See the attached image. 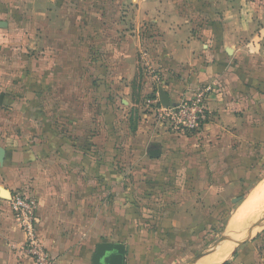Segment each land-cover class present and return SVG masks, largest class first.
I'll return each instance as SVG.
<instances>
[{
	"label": "crops",
	"instance_id": "1",
	"mask_svg": "<svg viewBox=\"0 0 264 264\" xmlns=\"http://www.w3.org/2000/svg\"><path fill=\"white\" fill-rule=\"evenodd\" d=\"M41 4L51 5L52 13H62L46 20L63 28L61 34L79 28V50L72 46L47 55L31 54L29 43L34 47L39 36L31 40L29 34L25 36L30 28L26 11L40 12ZM74 8L80 9L77 19L69 16ZM89 26L97 29L92 42L97 60L101 59L90 70L103 82L119 85L123 74H135L136 57L151 43L144 55L156 70L143 85V94L153 97L156 92L160 103L161 90L170 105L203 94L206 120L198 131H168L151 124L129 141V160L122 164L128 177L132 175L128 184L113 173V164L104 162L110 143L104 147L108 137L103 122H95L94 137L80 142L72 139L81 131L78 116L71 109L69 116L56 111L79 86L72 76L88 70L84 64L91 54ZM142 28L151 29V39L139 32ZM105 48L111 68L103 61ZM77 58L83 59L79 67L72 62ZM263 58L264 0H0V148L4 151L0 192L8 193L7 197L0 193V264H33L20 251L25 237L9 208L10 197L21 192L37 203V232L55 264H93L98 246L118 243L125 247V264H146L148 259L139 256L145 241L136 237L135 226L137 213L149 206L151 216L167 219L169 234L198 232L218 197L249 171H263L264 68L259 62ZM57 59L63 60V66H57ZM61 90L65 99L59 97ZM109 93L99 100L102 114L117 109L118 92ZM89 144L95 150L88 151ZM142 147L147 159L137 165ZM152 147L160 150L156 159L147 154ZM105 170H113L108 182L114 188L106 199L97 195ZM229 245L219 246L204 264L223 261L235 248L221 260L220 252ZM127 252L134 254L128 257Z\"/></svg>",
	"mask_w": 264,
	"mask_h": 264
},
{
	"label": "rangeland",
	"instance_id": "2",
	"mask_svg": "<svg viewBox=\"0 0 264 264\" xmlns=\"http://www.w3.org/2000/svg\"><path fill=\"white\" fill-rule=\"evenodd\" d=\"M53 10L54 9L51 5L47 6V4H41L40 12L36 11L33 13L31 9H28L26 11L29 14L28 21L30 28L26 32L25 36L29 34L28 39L30 40L32 39V36H39V41H35L36 45H34V47H32V44L29 43V46H31L30 51H33L32 53H29L39 56L43 54L47 55L63 51L64 49H71L72 46H75L72 50H79L80 43L78 37L76 36L78 34L79 28L71 27L73 32H70L69 35L65 36L64 34H61L63 28H55L54 26L48 24V22L46 21H50L51 14H54L55 16L59 15L62 17V13H59V11H55V13H52ZM80 15V9L78 8L72 9L71 13H69V16L73 19L79 18ZM34 22L35 25L32 26V23ZM43 24H47V26ZM95 29L96 27L90 26L87 28V30H89V41L87 42V46L91 50V54L87 60L88 64H86L85 62L84 66L88 70L86 71L85 75L75 74L72 76L73 83H77L79 84V86L73 87L74 90L72 93V97L70 98L71 100L66 99V105L56 108V111L58 110L57 112L67 114L69 116L68 110L71 109L72 115L75 117L78 116V125L81 131L74 133L75 130H72L70 133H74V135L73 138H70H75L74 140L76 141H79L78 139H82L80 142L87 141L91 137H94L98 131L96 129L95 122L98 121V125L101 124L99 123V120L103 122L104 136L108 137L104 138V147L107 146V143H110L108 145L109 151L104 150V152L107 154L104 157V162L105 164H109L110 166L111 164H113V167L115 168L114 171H103L101 174H103L104 176H100L103 179L98 182L101 183L102 186H98L97 195L103 196L104 199H106L112 194L114 190V188L111 187L110 183L108 182L112 171L113 173H119L121 183L124 182L128 184L130 181L129 177H132L131 174L128 177V173L126 171H123L122 167V164H127V160H129L126 156V149L127 146H129V141L131 142V140H134L138 136V134L144 133L146 128L151 124H159V120L157 119L156 115V109L158 106L156 100L158 96L156 92H153V97L152 94L145 95L142 92V88L146 83V80L151 79L156 70L151 68L150 58L149 56H146L148 53V47L151 46V43H147V47L145 45L147 49L144 50V48H141L140 55L136 57L137 70L135 74H132V76L123 74L120 77L122 79L119 85H110L106 83V81L103 82L99 74L90 70L91 66H96L98 61H101V59L97 60L96 58V45L95 42H92L96 41ZM124 30L128 29H122L121 32H124ZM91 31H94L93 35L90 33ZM121 32L119 31V33ZM139 32L144 36L146 35L147 39L152 38L151 35L153 34V32H151V29L149 28H142ZM70 40H72V42H69ZM106 45L107 44H105V46ZM104 50V55L106 56L108 51H106V48ZM145 52L146 55H144ZM46 61V58L40 60L41 66L42 64L46 63ZM103 61L109 66V68H111V62L108 59V55ZM54 62L55 60H53L52 62L50 61V68ZM72 62L79 67L81 64L80 62H83V59H73ZM259 62L261 63L260 67L264 68V58ZM56 63L57 66H63V60L57 59ZM110 75L115 77L116 73L112 72L111 70ZM155 81L158 83V78L155 79ZM156 82L152 83L156 86ZM75 88L78 91H75ZM127 88L129 89L127 90ZM112 89H116L118 92L116 103L117 109L113 114H102V111L99 108V100L102 94H110L109 92H111ZM59 97L65 99L63 90L60 91ZM122 100L125 101V104L121 103ZM68 101H71L72 108L70 107ZM44 112L47 114V106L44 107ZM97 117L100 118L97 120ZM143 117H145V119ZM165 127H167L166 129L168 131L178 129L179 131L186 132L184 128H177L174 125L171 127L169 125H166ZM67 133L69 132L67 131ZM111 134L113 137L109 136ZM132 134L133 136L131 137ZM81 146H83L84 149L86 148V146L84 145ZM90 147H92V150H95L94 144L88 145V151L90 150ZM111 148L113 149V151H111ZM112 154H114V157L111 156ZM146 159L147 157H145L144 155V147H142L140 149V152H138L136 155L137 165H141L142 160L144 161ZM138 174L141 176L142 173L137 172V176ZM245 175L246 178L241 179L240 181H236V186L228 188L226 190V194L223 193L225 195L217 198V202L213 205L214 210L212 212L210 211L208 215L209 219H206L205 222L201 221L200 223V226L202 227H200L199 229V235H194V237L189 240L185 239L182 240V242L179 241L177 243V240L165 238V235L163 234L164 232H162L163 229L160 228V231L156 230V226H159L160 223L158 219L153 221V216L149 218L151 211L153 212V209L150 206L148 207L149 209H141V213H137L135 235L136 237L140 236L142 237V239H144L145 243L142 247H144L145 245V249L143 252H137L139 253V256H144L146 259H148V261H150L151 264H190V262L196 256L205 255L203 259L199 260V264H204L205 260L212 256L214 254V251L218 249L219 246H225L231 242L232 246H235L233 252L228 255L223 261L219 262V264H223V262L226 264H263L259 263V260L264 261V224H262L261 227L256 228H253V226L264 219V205L262 207L252 208L242 212L241 206L238 210H235L240 201L234 202L232 200L238 198H241L243 200L254 188L264 183V170H259V172L255 170L249 171ZM127 179L129 180L127 181ZM125 188L122 186L119 187V189L123 190ZM21 193L23 194L26 192ZM26 194L27 196L32 197L28 193ZM199 202H202V199H199ZM129 203L130 202H124L123 205L127 207L128 205H130ZM203 205L204 204H200V208H203ZM128 210L129 213H127V215L131 217V208H129ZM165 214L167 213L165 212ZM144 220H148L150 223H145ZM235 220H237V222L233 224V221ZM151 224H154L155 227ZM208 231H210V233H208ZM251 232L252 235L250 238L248 237V234ZM173 236L180 237L181 235L177 236V234H173ZM224 237H235V239L230 242L220 244L214 251H212L211 246H213L218 240ZM127 254L128 257H130L133 256L134 252H127L126 256Z\"/></svg>",
	"mask_w": 264,
	"mask_h": 264
},
{
	"label": "built area",
	"instance_id": "3",
	"mask_svg": "<svg viewBox=\"0 0 264 264\" xmlns=\"http://www.w3.org/2000/svg\"><path fill=\"white\" fill-rule=\"evenodd\" d=\"M157 119L162 126L169 125L184 128L189 132L198 131L206 120L203 94L192 100H184L175 105L163 107L157 101ZM10 211L15 215L24 241L20 251L33 264H55L43 245L37 232V203L27 195L15 193L9 199Z\"/></svg>",
	"mask_w": 264,
	"mask_h": 264
},
{
	"label": "water",
	"instance_id": "4",
	"mask_svg": "<svg viewBox=\"0 0 264 264\" xmlns=\"http://www.w3.org/2000/svg\"><path fill=\"white\" fill-rule=\"evenodd\" d=\"M159 101L161 106L168 107L170 105L169 99L165 93H163L161 90L159 91ZM149 158L156 159L160 156V150L158 148L152 147L147 152ZM4 157V151L0 148V162L3 160ZM2 196H8V193L4 190H1L0 192ZM241 198L234 199L233 201H240ZM262 224H264V219L261 220L259 223L255 224L253 228L261 227ZM251 238L252 232L248 234ZM239 236V235H236ZM235 236V237H236ZM233 238H222L218 240L213 246H211V250L214 251L220 244L225 242H230L235 239ZM248 239V238H247ZM212 253V252H211ZM210 253V254H211ZM209 254V255H210ZM205 255H198L196 256L190 264H195L199 260L203 259ZM93 264H125V247L122 244H103L98 246L94 256H93Z\"/></svg>",
	"mask_w": 264,
	"mask_h": 264
},
{
	"label": "bare ground",
	"instance_id": "5",
	"mask_svg": "<svg viewBox=\"0 0 264 264\" xmlns=\"http://www.w3.org/2000/svg\"><path fill=\"white\" fill-rule=\"evenodd\" d=\"M264 205V183L259 185L257 189L246 199V201L241 206V211H247L248 209L262 207ZM237 220L233 221L235 224ZM232 243L230 242L229 247L227 249H223L220 252V259L223 260L225 256H227L228 252L233 250ZM232 252V251H231ZM216 264V263H215Z\"/></svg>",
	"mask_w": 264,
	"mask_h": 264
},
{
	"label": "trees",
	"instance_id": "6",
	"mask_svg": "<svg viewBox=\"0 0 264 264\" xmlns=\"http://www.w3.org/2000/svg\"><path fill=\"white\" fill-rule=\"evenodd\" d=\"M260 159H262V158H260ZM261 161V160H260ZM262 170H264V163L262 164ZM152 216L150 215L149 216V218H151ZM157 219V217L154 215L153 216V221H155ZM145 221V223H150L148 220H144ZM158 221L160 222L159 223V226H156L157 228L159 227V228H161V229H163L162 230V232H164L163 234L165 235V237H168V238H172V239H175V240H178V241H181L182 242V240H189V239H192L193 237H194V235H199V233H200V230L198 231V232H194L193 234H190V233H183V234H181V236L180 237H175V236H173V235H171V234H169L170 232H169V230H170V227H169V225H168V221H167V219H165V220H163V221H161V219H158ZM153 223V222H152ZM152 226H154L155 227V225L154 224H151ZM160 230V229H159ZM208 233H210V231H208ZM146 264H150V261H147L146 262ZM223 264H226V263H223Z\"/></svg>",
	"mask_w": 264,
	"mask_h": 264
}]
</instances>
